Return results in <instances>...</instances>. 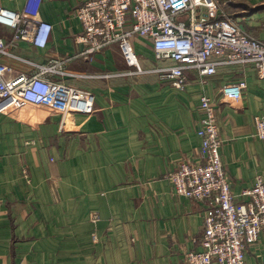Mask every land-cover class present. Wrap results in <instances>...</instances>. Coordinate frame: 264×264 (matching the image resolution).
<instances>
[{"label":"crops","instance_id":"obj_1","mask_svg":"<svg viewBox=\"0 0 264 264\" xmlns=\"http://www.w3.org/2000/svg\"><path fill=\"white\" fill-rule=\"evenodd\" d=\"M214 1L211 18H228L264 42V0ZM25 2L0 0V9L20 13ZM81 5L42 0L38 20L52 26L44 48L14 41V30L0 24L15 57L0 56L7 79L32 76L26 62L56 64L64 75L48 80L94 98L90 115L0 101V264H183L187 252L201 251L208 207L176 195L169 176L200 158L201 97L214 104L222 165L240 198L264 177V141L254 125L264 112V80L252 64L221 65L202 79L187 71L178 90L154 71L168 63L138 37L131 43L142 74H131L117 45L83 56ZM240 79V100H223L220 88ZM244 264H264L263 234Z\"/></svg>","mask_w":264,"mask_h":264},{"label":"built area","instance_id":"obj_2","mask_svg":"<svg viewBox=\"0 0 264 264\" xmlns=\"http://www.w3.org/2000/svg\"><path fill=\"white\" fill-rule=\"evenodd\" d=\"M41 3L26 0L20 13L0 9V24L14 30V41H26L35 48L46 46L52 26L38 20ZM216 8L214 0H82L76 14L81 25L77 41L85 47L83 56L117 45L131 74L138 75L145 71L131 38L149 40L154 59L168 63L154 71L178 90L186 85L187 71H196L202 79L214 76L221 65L252 64L259 80H264V42L228 18H211L210 11ZM0 56L15 58L2 40ZM26 63L35 69L32 76L7 79L10 69L0 62V101L60 114L93 113L90 92L47 79L48 74L64 75L56 64ZM245 88L240 79L222 86L219 93L226 102H237ZM200 113V158L195 163L181 162L169 176L176 195L208 207L199 239L201 251L187 252L183 264H244L247 247L264 235V177H255L253 186L236 198L221 161L214 104L207 96L201 97ZM254 125L256 138L264 141V112Z\"/></svg>","mask_w":264,"mask_h":264}]
</instances>
